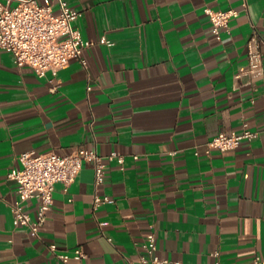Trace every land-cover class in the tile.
Returning <instances> with one entry per match:
<instances>
[{"label": "crops", "instance_id": "0c3cea01", "mask_svg": "<svg viewBox=\"0 0 264 264\" xmlns=\"http://www.w3.org/2000/svg\"><path fill=\"white\" fill-rule=\"evenodd\" d=\"M69 2L81 11L74 26L96 41L86 64L74 57L39 76L0 47V264H139L151 227L166 264L264 262V74L236 76L254 29L264 63V0ZM206 6L240 13L218 38ZM244 129L258 135L206 154L218 132ZM79 147L124 162L109 161L100 184L92 161L67 190L56 183L31 235L14 222L8 172L24 151ZM96 193L112 200L96 205ZM26 208L34 214L38 200Z\"/></svg>", "mask_w": 264, "mask_h": 264}, {"label": "built area", "instance_id": "2783aa9c", "mask_svg": "<svg viewBox=\"0 0 264 264\" xmlns=\"http://www.w3.org/2000/svg\"><path fill=\"white\" fill-rule=\"evenodd\" d=\"M56 7L43 0H0V47L11 51L18 65L31 66L39 76L46 75L49 70L62 68L74 57L82 59L86 64L82 57L83 51L96 42L85 38L80 29L74 26L81 11L72 6L69 0H56ZM242 7L248 9L247 0H243ZM204 10L218 38L222 31H230L231 18L240 13L238 7L214 9L206 6ZM99 40L113 44L106 36ZM262 43V37L254 29L246 44L247 65L237 73V77L245 74L255 79L264 74ZM257 135L258 131L250 129L240 132L220 131L206 141L204 150L210 155L215 149H234L244 140H251ZM115 158L120 163L124 162V156L116 151L105 156L86 147H79L69 153L38 152L34 149L22 152L19 156L20 165L12 167L8 172V177L16 182L17 198L11 206L14 222L27 226L31 235L38 236L53 207L56 183L61 182L67 190L84 162L92 161L96 184H100L105 179L107 164ZM33 198L38 200L34 214L26 208L27 202ZM111 200L109 195H95L96 205ZM50 248L55 250L56 244L51 243ZM157 251V233L151 227L141 244L139 264H166L168 259L160 256ZM75 254L79 258L83 252L76 249ZM58 255L63 260L69 258L66 253ZM253 263L264 264L259 255H255Z\"/></svg>", "mask_w": 264, "mask_h": 264}]
</instances>
